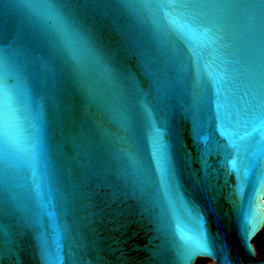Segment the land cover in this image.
Instances as JSON below:
<instances>
[{
    "label": "snow or ice",
    "instance_id": "1",
    "mask_svg": "<svg viewBox=\"0 0 264 264\" xmlns=\"http://www.w3.org/2000/svg\"><path fill=\"white\" fill-rule=\"evenodd\" d=\"M161 2L158 27L187 51L198 86L206 79L212 88L214 126L204 129L191 119L188 122L195 161L204 174L223 175L226 199L239 220L241 244L248 255H254L251 240L264 227V170L261 161L250 158L253 140L257 135L264 137V120L255 115L264 106V0H223L211 11L208 0ZM48 7L47 22L69 54L74 82L82 95L87 93L82 110L94 112L106 141L120 145L134 177H129L128 168H120L112 174L114 179L105 177L98 184L117 185L138 203L176 264H196L200 256L236 264L230 247L213 236L204 211L185 187L182 167L193 156L182 138H175L171 120L156 111L138 77L121 71L116 54L105 48L92 25L75 11L66 14L54 5ZM225 9L243 12L246 47H241L240 28L226 23ZM89 64L104 82L118 89L115 103H101L94 91L85 88ZM44 77L55 90L59 109L63 83L55 63L44 62ZM128 78L135 79L134 98L121 87ZM21 79L23 97L17 92ZM53 125L47 99L37 97L20 66L5 60L0 67V162L6 169L27 171L28 183L46 196L41 207L46 220L56 225L57 237L49 242L48 225L38 222L36 213L13 196L11 208L0 209V264H20L17 237L21 234L31 236L38 264H102L99 248L72 222L77 199L58 170ZM141 132L148 144L147 160L139 144ZM7 220L15 223V234Z\"/></svg>",
    "mask_w": 264,
    "mask_h": 264
},
{
    "label": "water",
    "instance_id": "2",
    "mask_svg": "<svg viewBox=\"0 0 264 264\" xmlns=\"http://www.w3.org/2000/svg\"><path fill=\"white\" fill-rule=\"evenodd\" d=\"M222 3L223 0H208V10ZM50 4L66 14L75 11L92 25L105 48L116 54L121 71L139 78L150 93L156 111L171 120L175 138H182L192 153L191 163L182 167L185 187L204 211L210 232L228 244L236 264H264V255H258L252 242L261 229L251 240L255 254L248 255L240 241L239 220L226 199L223 175L204 174L195 161L187 133L188 122L191 119L194 125L204 129L214 126L212 88L206 79L198 86L187 51L158 27L164 7L161 0H0V67L5 60L20 66L37 97L47 99L54 120L58 170L66 189L74 190L77 199L72 222L99 248L102 264H176V261L172 251L157 239L151 222L134 199L117 185L109 188L98 184L105 177L114 179L112 174L118 169L128 168L127 161L120 154V145L106 141L104 128L94 112L85 114L82 110L87 93L82 95L75 84L69 54L47 22ZM223 15L226 23L240 28L241 47H246L243 12L225 9ZM45 61L57 65L63 83L59 109L55 90L44 77ZM121 87L130 98L135 97V79H124ZM85 88L94 91L99 102L115 103L114 91L118 89L104 82L91 64L85 74ZM17 92L22 97L25 94L22 79L17 82ZM255 115L258 120H264V106L257 108ZM139 144L147 160L148 144L142 132ZM253 157L262 162L260 167L264 170V137L260 135L250 146V158ZM128 173L134 178L131 168ZM13 196L36 213L38 222L48 225L46 239L54 242L56 225L46 220L41 207L46 196L39 195L28 183L25 169L16 172L0 162V209L11 208ZM5 223L15 234V223L11 220ZM17 244L20 264H38L30 235L18 236ZM200 258H210L207 264H219L212 256L197 257L196 262Z\"/></svg>",
    "mask_w": 264,
    "mask_h": 264
},
{
    "label": "flooded vegetation",
    "instance_id": "3",
    "mask_svg": "<svg viewBox=\"0 0 264 264\" xmlns=\"http://www.w3.org/2000/svg\"><path fill=\"white\" fill-rule=\"evenodd\" d=\"M257 239H259V240H261V241L264 242V227L261 228L260 232H259V233L257 234V236L255 237V240H257ZM252 242H253V240H252ZM253 243H254V242H253ZM254 244H255V243H254ZM256 245H257V244H256ZM255 247H256V246H255ZM256 251H257V249H256ZM209 261H211L210 258H204V259L201 260L200 264H207Z\"/></svg>",
    "mask_w": 264,
    "mask_h": 264
},
{
    "label": "trees",
    "instance_id": "4",
    "mask_svg": "<svg viewBox=\"0 0 264 264\" xmlns=\"http://www.w3.org/2000/svg\"><path fill=\"white\" fill-rule=\"evenodd\" d=\"M255 241V239L253 240V242ZM261 241V240H260ZM255 246H256V249H257V253H258V255L259 256H262V255H264V242L263 241H261V244L260 245H256L255 244ZM200 262H201V260H197V262H196V264H200Z\"/></svg>",
    "mask_w": 264,
    "mask_h": 264
},
{
    "label": "rangeland",
    "instance_id": "5",
    "mask_svg": "<svg viewBox=\"0 0 264 264\" xmlns=\"http://www.w3.org/2000/svg\"><path fill=\"white\" fill-rule=\"evenodd\" d=\"M254 243L257 244V245H260L261 241L259 239H257V240L254 241ZM202 259H204V258H200L199 260H202Z\"/></svg>",
    "mask_w": 264,
    "mask_h": 264
}]
</instances>
